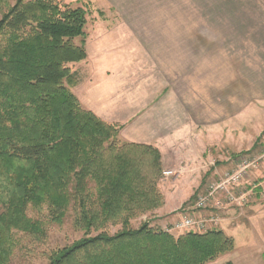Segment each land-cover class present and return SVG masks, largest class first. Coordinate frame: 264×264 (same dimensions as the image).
<instances>
[{"label":"trees","instance_id":"obj_1","mask_svg":"<svg viewBox=\"0 0 264 264\" xmlns=\"http://www.w3.org/2000/svg\"><path fill=\"white\" fill-rule=\"evenodd\" d=\"M0 12V264H11L20 233L44 241L48 223L70 211L86 234L53 250L49 264H207L234 251L235 239L219 228L175 236L172 225L132 226L165 203L163 157L153 145L122 140L120 124L73 92L70 64L88 57L87 9L0 0ZM45 205L46 219L28 214ZM109 225L121 229L110 234Z\"/></svg>","mask_w":264,"mask_h":264},{"label":"crops","instance_id":"obj_2","mask_svg":"<svg viewBox=\"0 0 264 264\" xmlns=\"http://www.w3.org/2000/svg\"><path fill=\"white\" fill-rule=\"evenodd\" d=\"M103 7L109 13L95 30V48L123 50L125 63L102 75L101 83L115 84L103 100L89 104L77 95L87 109L120 124L122 134L128 131L129 142L161 151L164 170L176 177L161 189L165 203L155 213L173 224L207 177L227 170L221 167L229 165L223 145L242 152L248 131L249 150L264 147V0H106ZM157 65L173 66L174 79L188 83L186 91L154 96L149 78ZM219 148L225 162L207 167ZM173 150L181 157L172 161ZM250 181L264 189V166Z\"/></svg>","mask_w":264,"mask_h":264},{"label":"rangeland","instance_id":"obj_3","mask_svg":"<svg viewBox=\"0 0 264 264\" xmlns=\"http://www.w3.org/2000/svg\"><path fill=\"white\" fill-rule=\"evenodd\" d=\"M16 0H9L11 4H14ZM63 3L69 4L72 7H84L88 11V24L86 26L87 38H86V49L88 53L87 59L72 63L70 66L72 70L77 73L78 84L72 87L73 92L77 95H81L85 100L89 101V104H96L102 98L105 93L110 92L113 88V81L101 83L102 75H105L107 71L108 75H111L113 69H120L125 63L123 50H98L96 49L95 40V30L98 28V24L103 19L106 12L109 13L108 9L103 7L106 0H58ZM1 19V12H0ZM80 43V39H77ZM95 48V49H94ZM166 70V75H163V70ZM173 66H154L152 67V74L150 80L154 83V88L152 93L154 96L161 94V92L168 94L170 90L186 91V86L188 85L185 81L175 80L173 75ZM184 79V77L182 76ZM100 80V81H99ZM177 81V82H176ZM80 82V83H79ZM100 82V83H99ZM126 82V81H124ZM100 84V85H99ZM90 85V86H89ZM88 86V87H87ZM77 95V96H78ZM79 98V97H78ZM80 99V98H79ZM81 101V99H80ZM172 101V100H170ZM82 105L87 108V105L81 101ZM168 105H172L169 103ZM94 106V105H93ZM103 119V118H102ZM106 121V120H105ZM122 130V126H121ZM254 134V133H252ZM246 138L244 139V150L242 152L233 151L236 150V146L229 143L223 145V149H217L213 160V164H209L207 167L210 168L211 165L220 166L225 162V158L218 155V151L229 156V165L221 166L224 170H229L231 167V162L236 160L237 155H250L252 157L260 156L264 153V147L261 144H256L254 147L250 148V143L253 140L252 135L248 136V131L246 133ZM128 131L124 134L120 131V138L125 141H129L132 138ZM235 140L237 134L235 133ZM221 138L215 136L214 141H219ZM226 141V139L224 138ZM231 142V140H230ZM221 145V144H218ZM215 146L214 148L218 147ZM232 147V150L229 148ZM213 147L208 150L214 149ZM246 148H248L246 150ZM227 151V152H226ZM210 152V151H209ZM238 153V154H234ZM190 154V152H188ZM171 159L176 156L181 157V152H169ZM173 161V159H172ZM205 164V163H204ZM264 166V161L260 163V166L255 167L251 170H257ZM208 168V169H209ZM173 169V168H170ZM232 169V168H230ZM205 172L203 173V175ZM176 174L164 177L160 181V188L165 190V188H170L174 182ZM213 174H210L203 187H201L198 193H202L205 190L206 184L211 180ZM259 186H257L253 181H250V177L243 188L245 191L244 198L241 201H235L233 203H226L225 198H221L224 201L223 207H215L210 205L206 209H198L195 207L194 200L185 203L179 210V216L173 222L177 223L182 220L184 216L189 215L194 217V219L205 221L206 229L212 228L222 229L226 234L231 235L235 239V250L221 255L216 260L209 262L207 264H225L228 261H232L234 264H264V189L262 191H257ZM176 192V191H175ZM237 194H241L237 192ZM28 214L34 218L46 219L48 215V208L45 205L43 211H38L37 209L30 207ZM73 215L70 211L66 216L63 223H48L47 225V235L44 241H37L30 235L20 233L19 245L17 246L15 253L12 257L11 264H49V255L53 250L71 245L73 242L83 238L85 236L84 230L76 229L73 225ZM162 217V216H161ZM158 217L157 213H148L140 218L132 220V226L137 228L142 222L148 221L152 227L167 229L173 224H168L162 222ZM121 229V226L109 225L106 230L110 234H114ZM195 229V228H193ZM197 230V229H195ZM204 230V231H205ZM190 230H172L175 236ZM96 234V233H92Z\"/></svg>","mask_w":264,"mask_h":264},{"label":"built area","instance_id":"obj_4","mask_svg":"<svg viewBox=\"0 0 264 264\" xmlns=\"http://www.w3.org/2000/svg\"><path fill=\"white\" fill-rule=\"evenodd\" d=\"M263 161L264 153L256 157L250 155L238 156L232 169L219 173L217 178H212L207 182L205 190L197 194L194 202L195 207L198 209H206L211 204L215 207H223L224 201L221 198H225L228 204L241 201L245 195L243 188L250 177L251 170L258 167V165L260 166V163ZM173 172L172 170H164L163 176L167 177L173 174ZM237 192L241 194H237ZM206 223L207 220L197 221L194 217L186 215L182 220L174 223L170 231L172 232V230L174 231L176 229H197V231H204L207 226Z\"/></svg>","mask_w":264,"mask_h":264}]
</instances>
